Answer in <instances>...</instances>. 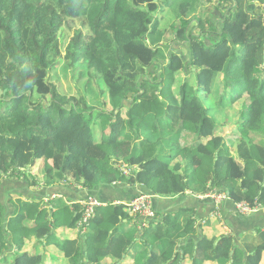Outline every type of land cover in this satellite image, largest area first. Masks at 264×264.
<instances>
[{"label":"trees","instance_id":"1","mask_svg":"<svg viewBox=\"0 0 264 264\" xmlns=\"http://www.w3.org/2000/svg\"><path fill=\"white\" fill-rule=\"evenodd\" d=\"M216 2L228 9L217 6L223 16L217 20L206 14ZM256 2L259 12L251 8ZM263 10L264 0H0V184L4 175L27 176L42 157L48 175H72L88 188L127 182L162 197L217 190L235 202L264 205V111H251L264 103ZM76 18L89 32L75 30L64 46V25ZM169 29L187 44L189 58L166 46ZM155 63L170 73L194 68L197 89L184 82L179 95H163L156 74L146 76ZM59 68L70 72L68 92L55 82ZM216 73H223L224 87L233 84L236 101L244 94L251 100L238 109L237 129L226 132L230 146L197 92L209 93ZM102 98L105 107L121 109L110 112L112 122L107 109L97 113L108 115L104 129L111 124L107 140L98 142L88 113ZM232 150L244 163L240 178ZM117 160L141 168L124 177ZM71 203L74 227L81 207ZM188 211L152 219L143 229L122 204H108L96 209L84 236L58 243L67 264H185L189 254L191 264H264V233L244 241V259L231 234L193 240L197 228ZM39 215L25 225V213L11 217L4 237L0 212V264H11V254L13 264H45L43 254L24 247L25 236L52 235L48 229L40 236Z\"/></svg>","mask_w":264,"mask_h":264},{"label":"crops","instance_id":"2","mask_svg":"<svg viewBox=\"0 0 264 264\" xmlns=\"http://www.w3.org/2000/svg\"><path fill=\"white\" fill-rule=\"evenodd\" d=\"M251 8L257 12L263 9L262 5L258 2L252 5ZM215 15L218 19L223 17L221 13ZM213 38H215L214 34L211 41ZM206 41L208 43L211 42L210 40ZM237 102L239 103L241 100H237ZM233 152L236 153V151H232L230 154L231 161L235 157V161L240 163L236 170L235 164L232 162L233 175L236 178H240L243 173L244 163L238 159L237 153ZM83 181H78L71 175L63 180H51V183L48 184L43 180L41 182H34L24 175V177L8 176L7 178H3L0 184V212H2L4 220L5 216L10 219L11 217L25 213L26 219H23L22 225H25V221L28 222L27 224H31L37 215H39L38 208L41 207L44 211V216L42 214L39 215L38 223H44L42 226L44 233L49 229L48 232L49 236L52 234L51 237L45 238V233V237L43 239L38 238L37 241L33 240V237L29 238L25 236L24 247L29 251L35 250L37 254H43L45 264H65L68 261L58 242L59 240L77 239L80 237L76 225L74 227L70 225L72 215L75 214L71 202L78 201L89 194L96 196L103 203L112 205L117 202L131 201L141 193L150 195L153 209L156 213L154 219L180 212L182 209H188V212L194 213V225L197 228L195 234L192 235L194 236L193 240H198L202 235L209 237L218 236L221 238L223 235L231 234L239 249L244 250V259L248 255L245 250L244 241L254 239L260 233H264V211H258L249 215L239 214L236 212L235 201L231 198L218 205L212 199L206 197L207 193L198 195L194 191H187L174 197H162L155 194L152 195L150 193L152 191L143 185L133 187L127 184V182H118L112 185L99 184L88 188ZM20 199L28 204L25 207H20ZM39 205L41 206L39 207ZM216 210L220 211L221 217L214 215ZM138 219H141L143 222L145 221L141 217ZM124 222H127V220L125 219ZM46 225L47 228L44 227ZM148 227L147 225L144 229ZM225 227L230 228L229 234L226 232ZM191 262V255L189 254L186 257L185 264H191ZM203 264L209 263L204 262Z\"/></svg>","mask_w":264,"mask_h":264},{"label":"rangeland","instance_id":"3","mask_svg":"<svg viewBox=\"0 0 264 264\" xmlns=\"http://www.w3.org/2000/svg\"><path fill=\"white\" fill-rule=\"evenodd\" d=\"M174 2L179 4L181 2V0H168L169 4H172ZM217 6H219L217 2L211 4L209 6V10L206 12V14L210 13L211 17H213L214 14L220 13L219 11H221L223 8H225V9H223L222 12L225 13L228 11V9L222 5L219 6L220 9H219V11H217V10H215V8ZM263 17H264V10H263ZM214 19H215V17H214ZM217 19L218 18H216L215 20H217ZM219 22L221 24V21H219ZM77 29H82V31L85 33L89 32L88 28H85V26L83 25L82 19L76 18V19H69L66 21V23L64 25V34L61 37L62 45L65 46V44L72 38L74 31ZM198 33H200V32H198ZM207 37H210V36L207 35ZM207 37L205 39H204V37H202L204 42L207 40ZM164 42L166 43V46L170 47V50L177 49L180 52V54H183L184 59H186L187 56L189 58L190 52H189L187 44L183 40H178V41L175 40V35L173 34L172 29H169L166 32ZM57 72H58V77L55 79V82L58 84V86H61L64 91L68 92V90L71 89V81L69 80L71 77V75L69 74L70 72L64 71L61 68H59ZM186 72H188V73H186ZM146 73H147L146 76L148 78L152 79V77H151L152 74H156V77L158 79H160V81H162V83L158 84V86L161 87L162 90L165 88L163 95H168V96H170L171 94L179 95L180 88L184 84V82H187V84L190 88H196L197 89V86H198L197 73L195 72V69L191 68V67L188 70H183V71L176 72V73H170V72L161 71L160 66L157 63H155L152 65V67ZM0 80H1V78H0ZM222 80H223V73H216L214 76V79L212 81V84H211V91L207 94H204L199 89V90H197V92H198V96L202 99L203 105H205L206 107L209 106L211 108L210 117L218 125V131L223 134L224 139L226 140L225 142L228 144V146H230V144H232V143L228 142L230 139L228 133L232 132L233 126H235L234 128L237 129V123H239V121L241 120V113L238 111V109L240 108V111H241L244 108V105L248 104L251 100L246 96V94H244V96L240 99L241 102L238 103L236 101V96H235V91L233 89V84H229L227 87H224ZM0 86L4 87L5 82L0 81ZM151 86H152V84L148 83V86H146V88H150ZM148 91L150 92V89ZM0 92H2L1 89H0ZM160 98H162V97H160ZM132 99H133V94L130 95V97H129L130 101L129 102H131ZM165 101H167L166 97H165ZM129 102H127L126 104L130 105ZM245 102H247V103H245ZM109 106L111 108H109ZM106 107L104 104V99L102 98V102L99 104L97 103L96 109H94L93 111L88 113V118L91 115H93L91 123H92V125L95 124L94 125V134H95L94 139L98 142H102L104 139L107 140V138L109 137L111 124L110 125L108 124L107 128H105V129L103 128V126L105 125L106 120H107L106 117L108 115H110V120H111L110 122H112L114 120V117L112 116L113 114L110 112L113 111V113H115L121 109L120 106L115 109L114 104L111 102H109ZM102 109H107L109 112L108 115H103V116L98 115L97 113L100 112ZM251 109H252L251 111L254 114L259 115L261 112L264 111V103H257ZM226 128H227V131L225 130ZM226 132H228V133H226ZM120 140L123 141V137H121ZM219 140H215L214 144H216V143L221 144V141H219ZM233 153H235V152H233ZM234 160H236L235 157H234ZM43 162H45L44 158L39 157L37 160L36 168L34 170L29 169L27 171L26 174L29 177V179L33 180L34 182H39V181L41 182L45 178H50L51 180H59L60 177L55 176V175H48L44 171ZM112 163H114V162H112ZM27 176H26V178H28ZM209 184L210 183H208V185ZM212 191L208 192L207 194H210ZM27 204H28L27 202H25L21 199L19 200L20 207H25ZM40 206L41 205H39V207ZM40 211H41V207L38 208V213ZM41 214H42V216H44V211ZM8 219H9V217L5 216V220L3 221V225L5 227L3 225H1V232H2L4 237L7 236ZM24 223L27 224L28 222L25 221ZM41 229L39 230L40 235H44V230H43L44 228H41ZM10 258L12 261L11 264H13V262L15 260L14 254H11ZM66 264H67V261H66ZM120 264H121V262H120ZM122 264H125V263H122Z\"/></svg>","mask_w":264,"mask_h":264},{"label":"built area","instance_id":"4","mask_svg":"<svg viewBox=\"0 0 264 264\" xmlns=\"http://www.w3.org/2000/svg\"><path fill=\"white\" fill-rule=\"evenodd\" d=\"M114 167L124 176H130L133 171L140 169L139 165H131L123 161H115ZM7 177L8 175L4 176V178ZM206 197H209L214 201V203L218 205L231 198L228 193L217 190L207 194ZM78 203L81 206V217L76 222V229L81 235L84 236L87 232L91 219H93L96 215V209L98 207L107 205V203L101 202L96 196L90 194L80 199ZM117 204H122L124 206L125 212H127L131 217L143 218L145 221L142 223V226L147 225L146 220L156 216V213L153 209L152 198L149 195H138L131 201L117 202ZM235 208L236 212L242 215H249L258 211H264V205L258 199H255L254 201L243 200L236 202ZM214 215L221 217L219 210H216ZM229 229L228 227H225V230L228 234L230 233Z\"/></svg>","mask_w":264,"mask_h":264},{"label":"clouds","instance_id":"5","mask_svg":"<svg viewBox=\"0 0 264 264\" xmlns=\"http://www.w3.org/2000/svg\"><path fill=\"white\" fill-rule=\"evenodd\" d=\"M188 62V61H187ZM117 161H123V162H125V163H129V162H127V161H124V160H117ZM113 162H115V161H113ZM129 164H131V163H129ZM136 164V163H135ZM132 165V164H131ZM136 165H138V164H136ZM139 167H140V165H139ZM141 168V167H140ZM120 172V171H119ZM121 173V172H120ZM5 176V175H4ZM8 176H11V175H8ZM122 176H124V175H122ZM131 176V175H130ZM124 177H129V176H124ZM114 183H118V182H114ZM139 195H142V194H139ZM143 195H147V194H143ZM150 196V195H149ZM80 200V199H79ZM78 200V201H79ZM77 201V202H78ZM236 203V202H235ZM79 204V203H78ZM109 203H107V205H108ZM107 205H105V206H107ZM113 205H118L117 203L116 204H113ZM102 207V206H101ZM99 208V207H98ZM125 211V210H124ZM127 213V212H126ZM130 216V215H129ZM133 218H137V217H133ZM155 218V217H154ZM154 218H151V220L152 219H154ZM138 219V218H137ZM139 220H141V219H139ZM150 221V220H149ZM142 223H143V221L140 223V226H141V228H145L147 225H148V221H146V223H147V225L146 226H142ZM76 225V224H75ZM81 235V234H80Z\"/></svg>","mask_w":264,"mask_h":264},{"label":"water","instance_id":"6","mask_svg":"<svg viewBox=\"0 0 264 264\" xmlns=\"http://www.w3.org/2000/svg\"><path fill=\"white\" fill-rule=\"evenodd\" d=\"M152 195H154V193L150 192ZM142 194V193H141ZM231 254H233V251L231 252Z\"/></svg>","mask_w":264,"mask_h":264}]
</instances>
